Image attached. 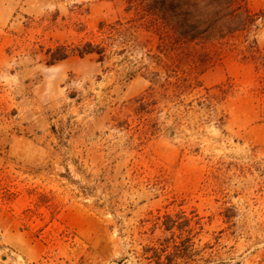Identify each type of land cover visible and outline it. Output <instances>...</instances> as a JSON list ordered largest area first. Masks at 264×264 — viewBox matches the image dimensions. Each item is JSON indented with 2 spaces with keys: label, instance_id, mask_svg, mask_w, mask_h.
<instances>
[{
  "label": "rangeland",
  "instance_id": "obj_1",
  "mask_svg": "<svg viewBox=\"0 0 264 264\" xmlns=\"http://www.w3.org/2000/svg\"><path fill=\"white\" fill-rule=\"evenodd\" d=\"M126 7L26 0L0 24V264H264L250 64L227 54L180 92L162 73L150 94L157 67L130 32L103 58L47 65L58 45L100 44Z\"/></svg>",
  "mask_w": 264,
  "mask_h": 264
},
{
  "label": "trees",
  "instance_id": "obj_2",
  "mask_svg": "<svg viewBox=\"0 0 264 264\" xmlns=\"http://www.w3.org/2000/svg\"><path fill=\"white\" fill-rule=\"evenodd\" d=\"M126 6L124 22L99 25L100 44L58 45L47 50V65L72 56L103 58L109 44L131 32L135 39L146 37L142 49L157 67L149 72L150 94L162 73L166 89L174 92L201 87L200 76L227 54L252 66L258 90L264 92V49L256 42L264 10H252L248 0H126Z\"/></svg>",
  "mask_w": 264,
  "mask_h": 264
},
{
  "label": "crops",
  "instance_id": "obj_3",
  "mask_svg": "<svg viewBox=\"0 0 264 264\" xmlns=\"http://www.w3.org/2000/svg\"><path fill=\"white\" fill-rule=\"evenodd\" d=\"M24 3L26 4V0H0V24L8 23Z\"/></svg>",
  "mask_w": 264,
  "mask_h": 264
}]
</instances>
